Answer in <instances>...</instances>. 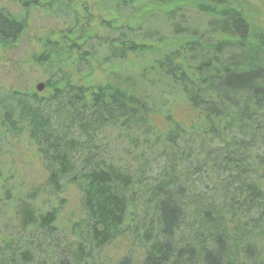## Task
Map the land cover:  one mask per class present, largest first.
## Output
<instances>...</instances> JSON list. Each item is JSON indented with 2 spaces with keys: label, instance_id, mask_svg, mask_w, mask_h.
Returning a JSON list of instances; mask_svg holds the SVG:
<instances>
[{
  "label": "trees",
  "instance_id": "obj_1",
  "mask_svg": "<svg viewBox=\"0 0 264 264\" xmlns=\"http://www.w3.org/2000/svg\"><path fill=\"white\" fill-rule=\"evenodd\" d=\"M6 1L23 12L48 6L66 26L35 60L50 97L18 79L0 93V136L26 137L45 176L11 203L14 236L1 240L0 264H112L100 253L116 239L129 246L113 264H264V36L238 1ZM27 28L2 8L0 60ZM166 95L200 125L155 127ZM109 129L142 143L135 172L100 155ZM6 181L0 161L9 195ZM69 181L86 218L73 223L67 254L51 242L57 207L37 201Z\"/></svg>",
  "mask_w": 264,
  "mask_h": 264
},
{
  "label": "rangeland",
  "instance_id": "obj_2",
  "mask_svg": "<svg viewBox=\"0 0 264 264\" xmlns=\"http://www.w3.org/2000/svg\"><path fill=\"white\" fill-rule=\"evenodd\" d=\"M237 1L238 5L244 9L251 27L264 36V0ZM68 2L74 7L85 4V2L88 4L96 3L95 0H70ZM47 7H35L23 12L19 5L11 1L0 0V11L2 8H6L12 15L24 16L27 19L28 27L13 48L8 49L4 54L1 53L4 58L2 57L0 60V93L5 94L6 91L12 88L13 84L17 83H15V80L18 79L24 85L26 92L33 91L43 94L44 97H50V92L45 90L38 92L37 90L40 83L45 84L48 75H46L43 66H36L35 60L42 53L41 42L47 41L48 38L56 40L58 31L64 29L66 25L63 14L59 12L53 14L48 11ZM61 10H64V8L62 7ZM78 13H81L80 8ZM95 68L93 80L95 79V83L102 82L105 79L104 74L98 66H95ZM11 79H13V84L10 83ZM75 81L79 80L75 78ZM164 98L166 100L164 104L167 102L169 105L168 111H166L167 115H152L151 121L155 127H158L161 131L171 127L172 122H170V119L186 127L195 128L200 125L199 114L189 108L185 101L173 95H166ZM134 138L133 133L126 137L119 131L109 129L104 136L99 137L98 145L103 143L106 148V150L104 148L100 151V155L106 160L115 162L114 164L121 165L128 171L135 172L137 168V162L135 161L137 155L135 152L140 155L141 151V149L136 148V144L141 148L142 143L134 141ZM0 161L4 177L7 179L5 187L10 193L6 195L4 190L0 188L1 242L7 235L14 236V232H12L15 228L13 226L15 223L13 218L14 206L11 203L17 202L21 196L25 197L26 192L32 191L33 188L42 186L45 183V176L41 160L37 157L35 148L31 146L26 137L14 139L9 133L1 134ZM77 167H80V165L78 164ZM44 192L46 195H41L37 203L41 207L47 204L44 209L57 207L59 213L56 223V237L51 242L52 244H59L68 254L67 242L71 236V227L73 223H78L80 220L83 222L82 220L86 218L82 201L83 192L73 181L66 182L63 191L59 194L52 195L48 192V189ZM128 246L125 240L116 239L110 246L101 251L100 256L106 257L113 264L124 256ZM49 247L54 248V246Z\"/></svg>",
  "mask_w": 264,
  "mask_h": 264
},
{
  "label": "water",
  "instance_id": "obj_3",
  "mask_svg": "<svg viewBox=\"0 0 264 264\" xmlns=\"http://www.w3.org/2000/svg\"><path fill=\"white\" fill-rule=\"evenodd\" d=\"M38 92H43L45 90V84L40 83L39 86L37 87Z\"/></svg>",
  "mask_w": 264,
  "mask_h": 264
}]
</instances>
